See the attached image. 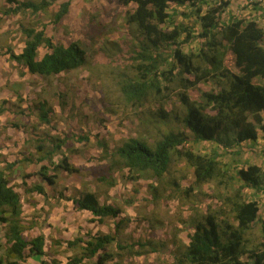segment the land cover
<instances>
[{"label":"rangeland","instance_id":"1","mask_svg":"<svg viewBox=\"0 0 264 264\" xmlns=\"http://www.w3.org/2000/svg\"><path fill=\"white\" fill-rule=\"evenodd\" d=\"M20 1L39 3L41 0ZM46 1L49 6L36 15L24 11L6 16L3 13L7 5L0 0V107L3 109L0 114V169L6 170L10 184L21 196L22 226L25 229L32 224L29 236L43 235L46 245L44 257L29 258L24 264H40L42 260L64 264L69 257L80 253L79 246L69 248L67 243L79 237L85 239L87 231L84 226L76 228L82 218L73 215L66 203L68 198L83 192H92L101 204L113 205L122 211L119 218L106 220L99 226L97 234L116 236L121 245L136 242L156 245L157 252L132 257L126 251H117L115 243L111 244L107 251L112 252L114 261L120 264H174L176 252L182 253L183 246L188 244L187 236L193 231L192 219L205 214L208 206L217 211L222 206L216 197L225 198L238 188H242L245 200H255L259 204L258 220L244 234L248 249L257 247L264 236V192L245 186L236 178V172L256 165L264 173V132L259 130L253 143L227 149L218 142H189L185 146L194 154L216 155L222 171L226 172L224 185L214 180L195 186L194 168L173 152L167 173L159 180L135 174L134 179L127 169L117 170L116 158L112 155L123 141L137 138L153 148L169 132L184 130L185 110L178 100V80L162 83L159 86L161 93L149 92L139 106L126 104L119 91V76L125 73L133 76L131 58L143 42V38L125 23L126 12L132 11L133 5L125 8L118 0ZM65 1L70 2L68 13L55 23L54 15ZM208 1L211 5L214 3V0ZM229 1L230 6L221 15L222 24L231 18L258 17L264 27V19L257 11L262 10L264 0ZM193 10L189 6L173 8L172 5L168 9L173 15V26L190 29V41L181 42V50L186 55H197L200 50L210 54L203 46V40L197 38L200 27ZM30 27L37 30L45 27L46 36L55 44L77 43L86 51L87 63L77 70L50 78L27 73L9 59L6 49L19 54L25 41L21 29ZM183 37L185 34L179 41ZM174 48L170 45L164 48V53L169 56ZM46 52L47 49L40 47L38 58ZM194 63L206 65L198 57H194ZM218 91L219 87L211 80L187 94L191 100H199L202 93ZM40 101H46L51 109L48 124L37 119L36 105ZM161 111L168 114L166 118L160 116ZM82 136L88 137L89 141L77 142ZM57 142L63 143L60 152L52 159L39 162L44 151ZM39 145L43 147L42 152L36 150ZM104 147L106 151H103ZM63 156L78 170L77 173L53 169ZM11 164L14 166L6 169ZM42 166L53 177V184L39 175ZM173 182L179 184V191L170 185ZM35 186L42 188L43 193L26 192ZM189 187L193 191L186 196L183 191ZM224 208L223 218L236 226L228 205ZM62 209H66V215H59ZM35 217L40 218L39 225L34 222ZM219 218V221L223 219ZM119 219L124 221L116 230ZM58 221L65 226L59 228ZM0 227L3 232L4 226ZM84 263L91 262L85 260Z\"/></svg>","mask_w":264,"mask_h":264},{"label":"trees","instance_id":"2","mask_svg":"<svg viewBox=\"0 0 264 264\" xmlns=\"http://www.w3.org/2000/svg\"><path fill=\"white\" fill-rule=\"evenodd\" d=\"M4 1L7 9L3 14L6 16L24 11L36 15L49 6L46 0L39 3ZM118 2L125 8L133 5V10L126 12L125 23L133 33L143 38L139 50L131 58L133 76L129 77L126 73L122 77L119 76V91L123 100L130 106H139L149 92L161 93L159 86L162 83L170 84L177 78L180 90L178 100L184 107L185 114L182 118L184 130L169 132L157 141L153 148L137 138L123 141L112 155L116 158L117 170L127 169L134 179L137 175L159 180L167 173L170 154L173 152L183 157L187 164L194 168L195 186L214 180L217 184L224 185L226 172L222 171L220 162L217 161L218 157L194 154L185 149V146L189 142L192 144L218 142L227 149L235 145L253 143L257 140L258 131L264 132V27L260 25L259 18H231L222 24L221 15L230 6L229 0H214L212 5L208 0H118ZM171 5L173 8L189 6L194 9L192 14L200 27L197 38L203 40V46L210 54L203 50L197 55L183 53L181 42L190 41V29L173 26V15L168 13ZM69 7V1L60 4L54 15L55 23L62 20ZM21 32L25 38L21 52L15 54L11 49H6V55L31 75L55 77L77 70L88 61L86 51L77 43L68 46L55 44L46 36L45 27L41 30L34 27L22 28ZM182 34H185V37L179 41ZM170 45H174L175 48L168 56L164 53V48ZM40 47L47 49V52L38 58ZM194 57H198L206 65L204 67L195 65ZM184 74L188 77H182ZM211 80L219 87L218 92L202 93L199 100L189 98L187 94L189 90H194L201 83H208ZM165 88L164 86L163 89ZM36 109L38 121L48 124L51 109L47 107L46 101L37 103ZM2 112L3 109L0 107V114ZM167 115L160 112L162 118H166ZM88 141L89 138L86 136L77 138L79 143ZM62 146V142L55 143L50 150L44 151V157L39 159V162L52 159L60 152ZM36 150L42 152L43 147L39 145ZM106 150L104 147L103 151ZM1 151L0 149V159ZM13 166L7 165L6 169ZM53 169L63 170L69 174L78 172L65 156L53 166ZM39 175L49 184H53V177L47 174L46 167H41ZM236 178L245 186L264 192V173L259 166L249 165L239 169ZM109 185L112 186V183ZM170 185L177 191L180 190L177 182ZM192 191L193 188L189 187L183 194L189 196ZM26 192L42 194L43 190L35 186ZM216 198L222 207L216 211L208 206L205 214H199L198 218L192 219L193 231L187 236L188 244L183 246L182 253L176 252L173 257L174 264H264V236L257 247L250 249L244 239L245 232L258 220V202L245 200L242 197V188L234 190L225 198ZM67 200L71 201L77 211L89 212L91 221L98 224L119 218L122 213L120 208L101 204L96 194L92 192H83ZM225 205H228V212L232 214L236 226L223 218V214L226 213ZM21 215V196L10 184L6 170L0 169V224L4 226L7 245L4 262L0 261V264H24L33 256L46 255L43 235L29 240L23 236ZM219 217L223 219L219 221ZM119 220L115 224L116 230L120 228L119 223L122 224L124 221ZM113 243L117 251H126V254L132 257L157 252L156 245L150 242L121 245L116 241V236L93 235L87 231L85 239L79 237L67 243L69 248L79 246L80 253L69 257L64 264H85V260L90 261L89 264H120L114 261L113 253L107 251ZM40 264L61 263L55 260L47 263L42 260Z\"/></svg>","mask_w":264,"mask_h":264},{"label":"crops","instance_id":"3","mask_svg":"<svg viewBox=\"0 0 264 264\" xmlns=\"http://www.w3.org/2000/svg\"><path fill=\"white\" fill-rule=\"evenodd\" d=\"M249 1H251V0H249ZM262 4H263L262 10L257 9V11L260 12L259 14H261V18L264 19V1H262ZM263 22H264V20H263ZM202 143H208V142H202ZM66 204L68 206V209L71 210L72 212H74L73 215L76 214L78 217L82 218V219H80L82 221H79L78 225H75L77 229L82 228V226H84L85 232L86 231L91 232V234H93V235L97 234L99 226H101L103 224H98L97 222H92L90 213L86 212V211H77L75 209L74 205L71 203V201H68ZM61 214L66 215V209H62V212L59 213V215H61ZM67 214H69V213L67 212ZM34 222L36 223V225H39L40 224V218L35 217ZM57 224L59 225L58 226L59 228H62L65 226L61 221H58ZM0 226H3V225L0 224ZM31 227H32V224L29 228L24 229V235L23 236L26 237L28 240L31 238H34V237L29 236V233H31V230H30ZM6 246L7 245H6V241H5V237H4V231L2 232L0 229V261H3V262H4V258H5ZM34 257L35 256H33L31 258H34Z\"/></svg>","mask_w":264,"mask_h":264}]
</instances>
